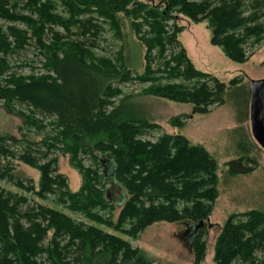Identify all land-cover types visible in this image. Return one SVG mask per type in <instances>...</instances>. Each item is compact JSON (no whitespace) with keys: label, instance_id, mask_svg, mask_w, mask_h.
<instances>
[{"label":"trees","instance_id":"16d2710c","mask_svg":"<svg viewBox=\"0 0 264 264\" xmlns=\"http://www.w3.org/2000/svg\"><path fill=\"white\" fill-rule=\"evenodd\" d=\"M61 1L68 17L54 12L55 0H0V19L27 26L11 24L6 32L0 25V94L9 110L17 101L54 116L58 129L54 139L69 143L74 156L83 149L101 154L104 157L98 161L104 172L92 173L81 166L82 184L73 191L67 176L59 171L58 158L50 157L48 148L42 150L28 142L15 154L6 142L17 138L8 134L0 137V179L41 199L54 196L97 224L78 221L49 204L31 205L27 196L0 187V264H153L123 235L136 238L156 222L195 224L203 220L205 226L219 196L218 163L204 145L181 133L144 138L159 124L136 115L129 100L118 104L113 100L116 83L127 79L132 70L121 51L115 58L95 55V41L102 29L95 17L109 21L119 38L118 15L131 18L137 38L146 47L145 72L138 76L151 82L146 94L191 104L193 113L203 114L226 101L229 86L195 66L179 40L184 27L177 15L207 21L211 42L231 60L245 62L249 58L246 46L264 40V0ZM58 25L64 32L54 29ZM32 43L44 52L43 65L49 73L9 74L2 80L11 68L8 55ZM231 83L238 82L233 79ZM170 123L182 127L185 120L177 115ZM245 157L228 162L231 173L252 170L244 162L254 160ZM13 159L39 171L37 185L15 172ZM108 168L111 178L107 183L116 182L125 191L116 220L93 211L109 207L110 200L99 187ZM191 243L194 262L199 264L207 250L205 227L193 235ZM214 262L264 264V210L229 215L215 241Z\"/></svg>","mask_w":264,"mask_h":264},{"label":"rangeland","instance_id":"374dc122","mask_svg":"<svg viewBox=\"0 0 264 264\" xmlns=\"http://www.w3.org/2000/svg\"><path fill=\"white\" fill-rule=\"evenodd\" d=\"M55 4V13L63 17L69 16L61 0H55ZM22 12L28 13L27 10ZM80 16L87 17V15ZM118 16L122 33L120 38L116 36L115 29L109 21L95 17L96 21L102 23V29L93 49L96 56L111 58H115L121 51L122 59L126 58L129 61L128 66L132 71L127 79L116 83L117 92L113 98L115 103L118 104L121 100L127 99L133 105L136 115L159 124L158 128L144 135L145 139L156 140L165 132H178L188 137L193 143L204 145L217 160L219 196L209 219L206 220L205 226H202L206 230L207 250L204 260L199 263L215 264V241L229 215L254 208L264 210V147L254 138L250 119L252 81L264 79V40L253 47L246 46L249 58L245 62H236L228 58L219 46L211 42V31L207 21L194 22L182 15H177V22L184 27L178 34L179 40L185 46L195 66L217 76L225 82L226 86H229L224 103L213 105L208 113H193L191 104L146 94L145 90L151 82L138 79V76L145 72L146 47L142 45L134 32L132 19L123 13ZM33 17L37 18V15ZM11 24L27 29L26 24L22 22L0 19V25L6 32ZM54 29L64 32V28L60 25L55 26ZM45 38L48 44L51 34ZM93 39L94 37L91 38ZM8 58L11 68L4 74L2 80L9 74L41 76L49 73L47 67L43 65L46 61L44 52L34 43L9 54ZM233 79L238 83L232 84ZM11 109L6 107L5 99L0 94V137L8 134L16 136L17 141L6 142L15 154H18L28 142H32L35 147L42 150L48 148L49 156L58 158L59 171L67 176L73 191L78 190L82 184L81 166L91 170L92 173L97 170L100 174L104 172L103 164L98 161L99 158L104 157L101 154L83 149L74 156L69 143L63 144L54 139L58 132L54 116L33 111L28 104L17 101L13 102ZM177 115H183L185 124L182 127H175L170 123V119ZM240 156L254 160L244 162L252 170L248 173H231L228 162ZM13 160L15 172L23 178H31L37 185L39 171L16 159ZM110 173L111 169L108 168L107 177L100 179L99 185L100 188L103 187L110 200L109 207H97L93 211L116 220L122 209L125 191L116 182L107 183V178H111ZM0 187L27 196L31 205L34 202L49 204L78 221L97 224L84 212H73L67 205L57 202L54 196L41 199L3 179H0ZM23 209H26V205ZM108 230L114 232L112 228ZM123 237L128 238L132 246L138 247L153 264H196L192 238L185 222H156L136 238L125 235Z\"/></svg>","mask_w":264,"mask_h":264},{"label":"water","instance_id":"95a60500","mask_svg":"<svg viewBox=\"0 0 264 264\" xmlns=\"http://www.w3.org/2000/svg\"><path fill=\"white\" fill-rule=\"evenodd\" d=\"M252 97L250 104L251 131L256 141L264 147V79L252 81ZM189 227L191 238L204 226V221L190 224Z\"/></svg>","mask_w":264,"mask_h":264}]
</instances>
